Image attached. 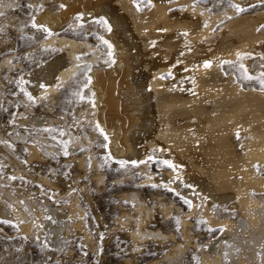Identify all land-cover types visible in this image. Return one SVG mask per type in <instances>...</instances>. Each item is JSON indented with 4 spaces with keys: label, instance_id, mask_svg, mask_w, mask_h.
<instances>
[{
    "label": "bare ground",
    "instance_id": "6f19581e",
    "mask_svg": "<svg viewBox=\"0 0 264 264\" xmlns=\"http://www.w3.org/2000/svg\"><path fill=\"white\" fill-rule=\"evenodd\" d=\"M144 1L146 9L136 0H42L33 20L53 33L31 51L43 45L51 54L21 72L25 90L38 104L52 103L62 87L78 80L82 97L87 99L92 89L96 102L77 111L79 122L44 115L20 121L63 130L70 152L78 151L72 157L80 167L85 166L84 148L97 167L91 147L101 128L109 134L112 157L138 173L126 174L128 181H108L118 185L113 197L119 203L113 209L134 251L143 252L153 242L166 249L160 258L166 264H190L189 248L197 250L198 264H264V0H229L223 8H218L222 0ZM15 3L0 0V13ZM78 12L83 22L93 19L91 26H83L86 35L96 34V19H102L107 30L99 35L113 55L81 35L65 33L68 28L81 32ZM13 19V14L7 18L11 27ZM10 59H2L0 67L20 66ZM231 63L249 80L228 69ZM87 66L90 87L81 82ZM28 147L29 159L38 155L35 145ZM104 175L97 171L93 177L99 183ZM140 189L148 192L149 201ZM4 195L0 219L17 224L19 231L32 237L39 227L50 235L48 243L62 247L66 234L78 230L93 245L86 210L76 197L59 207L37 208L28 196ZM159 215L170 225L179 217L180 237L153 228ZM198 222L218 231L201 245L195 240L201 232L193 229Z\"/></svg>",
    "mask_w": 264,
    "mask_h": 264
},
{
    "label": "rangeland",
    "instance_id": "374dc122",
    "mask_svg": "<svg viewBox=\"0 0 264 264\" xmlns=\"http://www.w3.org/2000/svg\"><path fill=\"white\" fill-rule=\"evenodd\" d=\"M14 1L16 3L12 8L10 7L4 13H0V23L4 22V26L0 27V41H3L0 42V62L10 55L12 63L20 64L19 67L11 70L6 68V66L0 67V79L3 81V85L0 82V198L6 202L4 195L6 192H11V195L16 198L28 196L33 201H36L35 206L37 208H42L44 205L45 207L47 205L59 207L76 197L78 203L86 210L85 214L91 226L90 234L92 233L91 236L95 242L93 241L94 246L84 242L82 232L74 230V232L66 234L62 247H56L48 243L47 239L50 235L39 227L35 226V236L33 234L30 237L28 234L19 231L17 224L0 219V264H166L160 259L165 254L166 249L161 250V248H158L161 247L159 243L152 242L153 246L149 249L140 253L136 252L133 250L132 243L130 244L131 241L127 232L124 228L122 231L123 226L117 222L116 217L119 216V213L113 208L119 201L113 195L116 191H119V188L118 185H111L108 181L116 177H122L121 179L128 181V178L125 179L126 174H130L129 178H131L137 176L138 173L135 172L134 174V170L131 171L128 164H123L121 160L112 157L109 151V144L107 145L110 142V137L103 128L97 132V139L91 147L97 160V167L92 166L88 148L83 150V153L86 154L85 166L80 167L72 157V155L78 154V151L70 152V146L63 130H55L51 126L30 125L20 121L23 117L44 115L61 118L66 124L72 120L79 122L80 118L77 111L86 102L95 104L96 99L92 89H90L87 99L83 98L81 84L76 80L73 84H68L60 89L59 94L55 96V103H49L47 100H43L40 104L35 102L32 95L25 90L24 81L20 75L22 71L38 66L42 60L49 57L51 52H48L49 48H45L43 45L35 51H31V49L39 40H42L47 34L53 33V31L42 23L34 21L36 14L42 10V0H36L37 4L35 7L32 4L33 0ZM136 2L141 9L149 7V4L144 0H136ZM229 2V0H222L220 2L222 5L220 4L218 8L227 6ZM209 6L213 10L217 8L214 3ZM12 14L15 18L12 21L13 27L7 21V18ZM75 17L81 32H78L77 29L69 31L68 28L65 33L70 35L73 32L75 35H81V37L88 39L90 43L97 44L105 53L113 55L111 54L112 49L110 46L99 35L107 30L102 19H96V34L86 35L83 28L85 25L91 26L93 19L83 22L80 12L76 13ZM3 18L6 20L2 21ZM28 52L31 53L32 59L30 60H26ZM227 68L233 69L242 80H249L244 75V72L237 71V63H231ZM91 71V68L87 66L82 72L81 82L88 87L91 86ZM8 73L14 78L10 83ZM22 99L30 102L27 103ZM60 127H62V124ZM20 133L25 134L23 139L18 137ZM11 134H14V136ZM28 144L35 145L37 150L39 149L38 155L30 159ZM96 168L98 172H104L103 182L98 183L94 179L93 175L97 172ZM140 192L148 197L146 201L150 200L147 191L140 189ZM110 196L112 197L110 198ZM172 198L183 208L189 207L188 202L175 199L174 194ZM11 205L14 206L13 203ZM162 219L164 218L159 215L157 219L159 221H157L158 225L153 226V228L161 227L166 237H168L170 232H174L177 237H180L179 217H176L173 225H170V219ZM193 229H195V232H201L202 237L195 236V240L200 245L218 233V231L211 232L205 229L202 222H198ZM166 240L168 241L167 244L171 242L170 238H166ZM196 254L197 250L192 248L187 250V257L189 260L191 259L190 264H198ZM225 259L226 257L223 255V260Z\"/></svg>",
    "mask_w": 264,
    "mask_h": 264
},
{
    "label": "snow or ice",
    "instance_id": "6c2138e0",
    "mask_svg": "<svg viewBox=\"0 0 264 264\" xmlns=\"http://www.w3.org/2000/svg\"><path fill=\"white\" fill-rule=\"evenodd\" d=\"M237 10H238V11H242L243 9L237 8ZM206 64H207V62H206Z\"/></svg>",
    "mask_w": 264,
    "mask_h": 264
}]
</instances>
